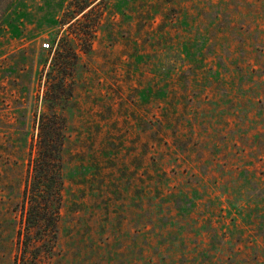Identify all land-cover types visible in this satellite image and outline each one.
Returning <instances> with one entry per match:
<instances>
[{
	"label": "rangeland",
	"instance_id": "obj_1",
	"mask_svg": "<svg viewBox=\"0 0 264 264\" xmlns=\"http://www.w3.org/2000/svg\"><path fill=\"white\" fill-rule=\"evenodd\" d=\"M60 58L52 264H264V0H0V264Z\"/></svg>",
	"mask_w": 264,
	"mask_h": 264
},
{
	"label": "trees",
	"instance_id": "obj_2",
	"mask_svg": "<svg viewBox=\"0 0 264 264\" xmlns=\"http://www.w3.org/2000/svg\"><path fill=\"white\" fill-rule=\"evenodd\" d=\"M97 1V0H92ZM65 18L74 19L83 12L86 3L76 2ZM65 22V21H64ZM52 70L60 77L50 87L51 98L46 110L35 118L38 133L32 142L29 164L31 173L22 192V220L17 230V249L13 264H52L58 238V222L63 204L64 159L67 119L54 102L72 96V87L65 86L73 75V62L60 58ZM48 92V91H47Z\"/></svg>",
	"mask_w": 264,
	"mask_h": 264
},
{
	"label": "built area",
	"instance_id": "obj_3",
	"mask_svg": "<svg viewBox=\"0 0 264 264\" xmlns=\"http://www.w3.org/2000/svg\"><path fill=\"white\" fill-rule=\"evenodd\" d=\"M43 46H44L45 48H49V47H50V43H49V42H44V43H43Z\"/></svg>",
	"mask_w": 264,
	"mask_h": 264
}]
</instances>
